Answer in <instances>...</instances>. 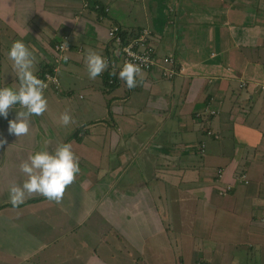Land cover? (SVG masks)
<instances>
[{"label":"crops","instance_id":"obj_1","mask_svg":"<svg viewBox=\"0 0 264 264\" xmlns=\"http://www.w3.org/2000/svg\"><path fill=\"white\" fill-rule=\"evenodd\" d=\"M94 1L101 19L83 0H0V87L19 83L14 41L35 50V75L69 45L29 134L8 132L19 104L0 115V264H264V0ZM114 23L150 29L183 73L143 72L132 89L106 86L108 70L90 79L89 49L117 54ZM45 141L71 143L80 173L61 202L13 207L19 165Z\"/></svg>","mask_w":264,"mask_h":264},{"label":"clouds","instance_id":"obj_2","mask_svg":"<svg viewBox=\"0 0 264 264\" xmlns=\"http://www.w3.org/2000/svg\"><path fill=\"white\" fill-rule=\"evenodd\" d=\"M60 47L61 50L67 48V42ZM130 49L131 45L124 51L132 60L124 61L118 78L125 81L127 88L132 89L137 86L138 77L140 80L145 79L140 65L132 61L140 60L147 63V58L138 56ZM7 56L12 61L19 83L11 87H0V115L7 118L9 109L19 104L21 110L16 111L15 118L9 121L8 132L17 137L27 136L32 123L31 117L42 116L48 110V99L44 91L49 84L35 75V50L30 49L22 39L12 43ZM63 59L67 60L68 57L64 56ZM85 63L90 79L102 75L109 68V60L92 49L88 50ZM109 75L116 76V72L110 71ZM47 80L57 82L53 77H47ZM60 120L67 126L72 122V117L66 111ZM5 143L6 139H0V146ZM49 143L51 141H45L41 150L29 154L19 165L26 179L22 185L16 184L9 189L10 203L13 207H18L33 195H41L49 201L59 203L63 200L66 189L75 182L80 173V158L73 151L72 144L59 143L52 152H49L47 148Z\"/></svg>","mask_w":264,"mask_h":264},{"label":"built area","instance_id":"obj_3","mask_svg":"<svg viewBox=\"0 0 264 264\" xmlns=\"http://www.w3.org/2000/svg\"><path fill=\"white\" fill-rule=\"evenodd\" d=\"M90 8L92 11L97 12L98 14V19L103 18V14L98 13V9L100 8V4L98 2H95L93 0H83L82 3V9H88ZM104 11H107V8H104ZM116 30H117V26L115 25H111L108 29V38L112 41V43L116 46L118 53L120 54V60L116 61L115 59H113L110 56H106L105 58H107L109 60V68H108V73L110 71H115L116 72V76H111L108 75L109 77L106 79V86H111L113 84H118V83H125V81L121 80L118 78L119 76V71L121 70L123 63L125 60H132V57H130L128 55V53H126L124 51L125 48L129 47L131 45V52L136 53L138 56L140 57H146L147 58V63H143L140 60H133V63H138L142 69V71H151L155 68H158L160 70L161 75L166 78V79H170L172 77H174L177 74L183 73V68L181 66H177V63L173 57L172 54L166 55L161 57V59L159 61L156 60L155 58V53L151 52V49H144V48H140L139 50L135 49V45L138 44V41L135 40H141L144 41L145 39H147V37L150 35V30L143 28L140 33L139 36H137L136 39L133 40V43H127V44H122L121 38L116 35ZM141 37H143V39H141ZM68 36L67 35H63L61 40L58 41L52 48V64L50 65V69L48 70H43L41 72H39L37 75L38 78L45 80L46 83L49 84L48 88L45 89L44 93L49 90L50 88H53L55 91H57L59 89V79H58V68L59 65L61 63H63L64 60L63 57L66 56V51L69 48L68 45V40H67ZM65 42H67L68 47L61 50V45L65 44ZM135 42V43H134ZM142 45H144V43L142 42ZM143 47V46H141ZM47 77H53L55 78V80L57 81L56 83L53 82H49L47 80ZM245 85V81L240 82L239 86L243 87ZM259 90L264 94V82L259 83ZM206 112L208 115H214L216 114V110L211 109V108H207ZM200 114H198L199 116ZM262 137L264 138V133L262 134ZM201 151H203V148L201 149ZM218 176H220L221 174V170H218L217 172ZM262 220L264 221V218H262ZM174 264H185L182 261H177ZM193 264H205L203 261H196Z\"/></svg>","mask_w":264,"mask_h":264},{"label":"trees","instance_id":"obj_4","mask_svg":"<svg viewBox=\"0 0 264 264\" xmlns=\"http://www.w3.org/2000/svg\"><path fill=\"white\" fill-rule=\"evenodd\" d=\"M104 8H105V6H103L101 3H100V8L98 9V13H100V14H103V16H105L106 14H107V11H104ZM112 25H115V26H117V30H116V35H118L120 38H121V41H122V44H127V43H133V40L134 39H136L137 38V36H139V33H140V31H141V29H139V30H137V31H135V30H133V29H124L121 25H119V24H117V23H114V24H112ZM110 27V26H109ZM109 29V28H108ZM150 30V29H149ZM107 36H108V34H107ZM135 41H138V44L137 45H135L134 47H135V49L136 50H139L140 48L142 49V48H144V49H151V52H154L155 53V58H156V60L157 61H159L160 59H161V57H159L158 55H157V50H156V45L152 42V40H151V31H150V35L147 37V39H145L144 41H141V40H135ZM142 42L144 43V45H142ZM135 43V42H134ZM54 45V44H53ZM52 45V46H53ZM115 46V45H114ZM141 46H143V47H141ZM115 49H116V51H117V48H116V46H115ZM110 57H112L113 59H115L116 61L117 60H120V54L118 53V51H117V54L115 55V56H110ZM48 69H50V68H48ZM48 69H46V70H48ZM156 69V68H155ZM142 72H146V71H142ZM149 72V71H148ZM109 75V74H108ZM113 85H116V84H113ZM113 85H111V86H113ZM117 85H122V86H124V87H126L127 88V86H126V83H118ZM207 134H211V132H207ZM216 138H217V136H216ZM204 147V143H202L201 144V147H200V149L201 148H203Z\"/></svg>","mask_w":264,"mask_h":264},{"label":"rangeland","instance_id":"obj_5","mask_svg":"<svg viewBox=\"0 0 264 264\" xmlns=\"http://www.w3.org/2000/svg\"><path fill=\"white\" fill-rule=\"evenodd\" d=\"M190 3H193L192 1H189ZM150 7V9H152L153 10V6H149ZM162 19H164V17L162 18ZM107 32H108V30H107ZM25 43L28 41V40H23ZM59 79H60V84L63 82V76H60L59 77ZM61 85H63V83L61 84ZM61 88V87H60ZM48 92V91H47ZM55 94H59V92H60V90L58 91V92H56V91H53ZM44 95H46V92L44 93ZM75 96H77V94L75 95ZM107 120H109V119H107ZM106 120V121H107ZM105 125V124H104ZM144 129H146V127L144 128ZM5 236V233H3L2 234V236H0V240H3V239H6V237H4ZM3 239H2V238Z\"/></svg>","mask_w":264,"mask_h":264}]
</instances>
